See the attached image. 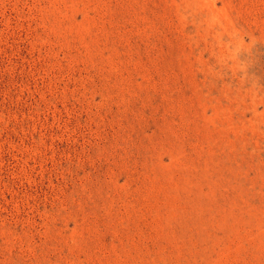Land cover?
Masks as SVG:
<instances>
[{
    "label": "rangeland",
    "instance_id": "rangeland-1",
    "mask_svg": "<svg viewBox=\"0 0 264 264\" xmlns=\"http://www.w3.org/2000/svg\"><path fill=\"white\" fill-rule=\"evenodd\" d=\"M0 264H264V0H0Z\"/></svg>",
    "mask_w": 264,
    "mask_h": 264
}]
</instances>
